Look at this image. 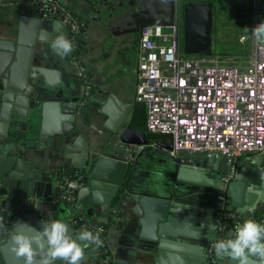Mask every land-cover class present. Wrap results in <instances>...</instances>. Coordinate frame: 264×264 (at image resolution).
<instances>
[{"label":"crops","instance_id":"crops-1","mask_svg":"<svg viewBox=\"0 0 264 264\" xmlns=\"http://www.w3.org/2000/svg\"><path fill=\"white\" fill-rule=\"evenodd\" d=\"M139 1L64 0L83 23L86 36L80 35L81 38L74 41L76 54L71 51L67 56H59L51 49V43L59 35L71 40L67 24L61 22V27L56 28L54 19L40 11L38 0H0V9L5 11V14L0 12V29L7 30L8 42L5 44H8L7 52L12 54L6 69L14 90L35 92L29 96L30 104L26 109L24 107L23 115H20L21 111L19 115L18 112L14 114L18 108L15 99L0 106L2 155L15 159L24 157L32 167L44 172L42 176L27 169V173L33 175L26 187L33 200L32 210L37 208L38 201H42L37 221L28 222L36 227H41L42 220L60 219L68 225L75 220L78 213L74 204L57 199V196L64 176L81 177L77 199L90 219L106 229L110 248L106 252L101 244L85 243L84 264H121L114 259L153 263V256L141 251L146 249L145 243L154 242L150 223L159 215V210L153 208L154 204L139 203L133 198L134 194L168 199L180 211L181 217L172 231L177 235L164 234L172 247L168 253L184 258L189 253L191 258L200 257V252H206L211 242L208 234L214 231L218 237L214 198L218 180L230 168L228 159L204 156L196 161L199 166L191 162L188 167H182V161L169 153L174 146L173 136L148 130L147 106L136 100L141 33L113 34L109 28L111 20L137 9ZM32 2L38 9L31 8ZM251 7V11L257 7L260 10L258 0H254ZM22 9L29 11L22 12ZM111 94L116 97L114 101H110ZM77 98L80 109L74 116L72 108L65 103H72ZM88 152L90 159L109 155L128 163V168H102L98 171L101 186L86 190L90 186L84 182L90 165L87 164ZM142 152L161 159L172 169L174 179L168 182L166 191L152 190L132 180L136 159H139L137 154ZM211 157L215 160L209 161ZM238 161H241V167L237 166ZM238 161L237 173L246 175L247 180L245 187L238 188L237 199L243 202L247 194L264 198V185L261 184L264 157L240 156ZM202 176L208 179L207 183L198 182L197 178ZM119 178L122 181L113 192L110 187L116 185ZM228 187L229 184L227 192ZM23 190L22 179L12 183L16 197L21 198ZM247 207L248 204L241 212L234 209L249 216L257 210L264 212V201H260L254 211ZM1 217L7 218L6 215ZM82 226L85 227L83 223ZM188 229L192 236L184 234ZM69 230L72 231L70 227ZM202 244L204 248L200 247ZM186 247L190 250L186 251ZM170 260L166 257L164 264H172ZM6 261V264H22V259L10 246L6 249Z\"/></svg>","mask_w":264,"mask_h":264},{"label":"built area","instance_id":"built-area-1","mask_svg":"<svg viewBox=\"0 0 264 264\" xmlns=\"http://www.w3.org/2000/svg\"><path fill=\"white\" fill-rule=\"evenodd\" d=\"M218 1V0H216ZM40 11L70 26L73 48L84 30L83 23L64 0H38ZM241 10L240 23L252 29L264 13ZM136 100L147 106V128L153 133H169L174 146L169 153L184 162L204 156H224L230 168L222 177L214 198L215 226L224 239L244 219L264 224V213L243 216L231 207L227 186L237 173L240 156L264 157V42L246 34L250 41L247 61L233 63L220 55H186L179 49L174 29L147 25L140 31ZM81 177L66 175L57 199L73 203L85 228L98 234L109 252L106 229L94 223L77 199ZM213 241L209 254L214 256Z\"/></svg>","mask_w":264,"mask_h":264},{"label":"water","instance_id":"water-1","mask_svg":"<svg viewBox=\"0 0 264 264\" xmlns=\"http://www.w3.org/2000/svg\"><path fill=\"white\" fill-rule=\"evenodd\" d=\"M35 7L38 9L37 4L32 2L31 8ZM29 9H22V12H27ZM2 14H5L4 9H0ZM214 4L210 1L201 0H140L137 9L129 11L126 15L118 17L111 20L109 23V28L114 34L127 33V32H138L147 25H161L165 28L174 29L177 35V41L179 44L183 45V52L188 55H213V27H214ZM109 17H112L109 14ZM54 19V26L56 28L61 27V19L57 17H52ZM70 29V26L67 25ZM85 30V27H84ZM84 30L81 36H86ZM7 30L3 28L0 29V106H6L10 104L9 101L15 99L18 103V108L16 113L21 111L20 115H23V111L30 104L29 96L34 95L35 92L23 91L22 89H16L13 86V82L10 79L9 72L6 67L12 57V54L8 53V39L6 38ZM79 39V38H78ZM78 41V40H77ZM10 45V44H9ZM41 87V85H38ZM18 91V92H16ZM35 91V90H34ZM116 99L115 95H110V101ZM68 107L72 108L73 115L76 116L79 112V99H73L72 103H65ZM25 107V109H24ZM22 117V116H21ZM12 120V115H10V121ZM4 146H0V179L2 183L0 184V264H6V249L9 246L8 239L12 233L17 228L18 221L23 222H36L37 215H40V210L42 209V201H38L37 208L32 210L33 200L31 199V193L26 192L27 185L30 184V180L33 175L27 173V169L32 170L33 173L38 175L44 174L43 170L36 167H32L28 163V160L24 157L20 159H15L8 157L7 155H2ZM212 157L209 161H214ZM182 167H188L191 162L184 163L182 161ZM88 173L84 178L85 184L88 183L86 190L90 188H97L100 185L99 180L102 178L98 175V171L102 168H120L125 170L128 168V163L115 159L111 156L99 155L98 157L90 159V153L88 152ZM197 166L200 165L196 162ZM238 167H241V161L237 163ZM87 168V166H83ZM197 169V168H194ZM244 168L242 169L243 172ZM8 172L7 176L5 173ZM18 179H22L24 182V190L21 193L22 197H16L15 193L12 191V183L17 182ZM122 178L116 180V185L110 187L114 192L119 188ZM199 183H207V178L205 176L197 178ZM247 176L243 173H236L234 180L229 183L228 187V197L231 199V207L236 208L238 211H244V207L248 206L247 209L254 211L260 201H264V198L257 199L255 196L247 194L245 200L242 202L237 199L238 188L245 187ZM221 180H218L220 184ZM10 182V186H9ZM261 184L264 185V175L261 177ZM219 187V185H218ZM95 193V192H94ZM113 197V195L111 196ZM133 198L139 203H151L159 210V215L150 223L153 227L154 234L151 236L152 243H145L143 246L146 248L141 251L148 255L153 256V263H147L144 261H127L122 259H114L115 262L121 264H164L165 258L169 256L171 258L172 264H228L222 263L224 260L217 258L216 255L210 256L209 245L206 252H200V257L195 256L191 258L190 253L187 254L186 258L175 255V253H168L169 248H172L168 240L164 239V234L171 232L177 235L173 231L174 224L178 221V217H181L180 211L174 208V202L168 199L156 198L145 196L141 194H134ZM112 199V198H111ZM109 203V201H108ZM133 210H135L133 208ZM6 215V219H2L1 216ZM190 219L189 216H186ZM73 222H69V227L73 232L79 231L81 229L86 230L82 226V221L78 217H74ZM185 224V223H184ZM182 225L189 228L187 225ZM7 231H10L6 235ZM183 231V230H181ZM184 234L187 236H192L190 230H184ZM173 236V235H172ZM142 237H144L142 235ZM203 247V244L200 246ZM190 247H186V251H189ZM198 253V252H197ZM199 254V253H198ZM59 263V262H58Z\"/></svg>","mask_w":264,"mask_h":264},{"label":"clouds","instance_id":"clouds-1","mask_svg":"<svg viewBox=\"0 0 264 264\" xmlns=\"http://www.w3.org/2000/svg\"><path fill=\"white\" fill-rule=\"evenodd\" d=\"M246 32L253 39L264 42V19ZM51 49L59 56H67L73 49V43L64 35L57 36L51 43ZM12 231L8 244L14 254L22 259V264H84L85 248L88 243L100 246L98 234L81 229L73 232L69 225L60 219L42 220L41 227L28 222L18 221ZM207 238L213 241L217 258L228 264H264V224L247 218L238 223L234 233L227 238L216 237L215 232Z\"/></svg>","mask_w":264,"mask_h":264},{"label":"rangeland","instance_id":"rangeland-1","mask_svg":"<svg viewBox=\"0 0 264 264\" xmlns=\"http://www.w3.org/2000/svg\"><path fill=\"white\" fill-rule=\"evenodd\" d=\"M253 3L254 0H219V6H215L216 14L214 16V21L216 20L220 25L217 35L215 36L217 45L213 47L214 52L235 64L247 61L252 51L249 50L247 53L242 51L235 52L230 43H233L232 41H238V43L244 47L251 45L250 41L242 43L238 39L240 34H246L249 37L251 35V32H246L244 30L246 27L249 30H251V28L249 25L246 26L240 23L238 13L241 10L251 11ZM258 3L261 11L260 14H263L264 0H258ZM137 155L139 159H136V168H134L132 180L136 184L144 185L152 190L166 191L168 189V182H172L174 179L172 169L168 168L166 162L163 163L161 159L147 155L146 152Z\"/></svg>","mask_w":264,"mask_h":264},{"label":"trees","instance_id":"trees-1","mask_svg":"<svg viewBox=\"0 0 264 264\" xmlns=\"http://www.w3.org/2000/svg\"><path fill=\"white\" fill-rule=\"evenodd\" d=\"M201 1H210V2H212L213 4H214V11L216 10V7L215 6H219V5H217V2L218 1H215V0H201ZM215 14H216V11H215ZM219 23H217V21L215 20L214 21V27H213V47H214V45H217V39H216V35H217V32H218V30H219ZM81 38V37H80ZM233 43H230L233 47H232V49H233V51H242V52H245V53H247L249 50H251V45L249 46H242L240 43H238V41H232ZM76 46L72 49V51H73V53L74 54H76L77 53V51H76ZM179 49H180V51L182 52V53H184L183 52V45H182V42H181V44H179ZM185 54V53H184ZM186 55H188V54H186ZM213 55H217L216 54V52H214V54ZM262 213H264L263 211H261V210H257V211H255L254 212V215H256V217H258L260 214H262Z\"/></svg>","mask_w":264,"mask_h":264},{"label":"flooded vegetation","instance_id":"flooded-vegetation-1","mask_svg":"<svg viewBox=\"0 0 264 264\" xmlns=\"http://www.w3.org/2000/svg\"><path fill=\"white\" fill-rule=\"evenodd\" d=\"M224 261H225V263H227L226 260H224ZM224 261H223V262H224Z\"/></svg>","mask_w":264,"mask_h":264}]
</instances>
